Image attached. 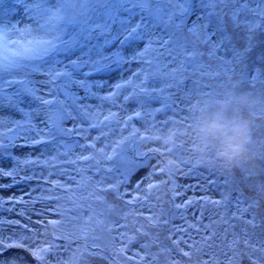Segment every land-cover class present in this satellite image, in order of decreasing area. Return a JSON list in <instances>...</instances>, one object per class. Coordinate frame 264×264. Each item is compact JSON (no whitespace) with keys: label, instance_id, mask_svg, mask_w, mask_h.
<instances>
[{"label":"rangeland","instance_id":"rangeland-1","mask_svg":"<svg viewBox=\"0 0 264 264\" xmlns=\"http://www.w3.org/2000/svg\"><path fill=\"white\" fill-rule=\"evenodd\" d=\"M230 7L232 6L224 8V11L227 12ZM251 7L256 5L253 4ZM217 11H220V7ZM194 20H196L195 15L188 19L189 27ZM9 21L19 24L22 29L31 23L25 19L23 12L17 9L8 12L4 22ZM223 22L233 36L237 49H244V32L234 29L227 16L224 17ZM208 30L212 31V28ZM261 31L264 33V30ZM259 33L260 30L253 36V47L246 55L245 64L237 70V74H233L229 69V63L224 64L225 70L221 67L222 60L226 58L224 52H218L214 57L215 60L220 58L219 61L216 60L218 65L213 60L212 65L196 59L193 64L186 63L185 53L198 52L199 47L208 46L201 43L198 35L189 33L187 29L174 31L172 42L167 47L156 45V51L150 54L167 65L163 69L165 73L174 72V75L150 81L149 87L155 86L159 89L167 86L163 93L165 99L162 102L147 100L141 96L140 104L134 101L125 104L123 95L130 91L125 88L121 96L116 98L117 105L107 102L103 104L100 119L108 115L109 110L116 114V118L106 122V126L89 128L87 121L66 120L63 122V127L66 129H73L74 124L80 126L78 129H73V134L70 136L57 137L56 141L39 143L35 146H21L23 144L21 140L16 142L15 147L5 149V152H10L13 157L20 160L31 157L47 161V164L42 163L38 166L24 164L19 166L21 170L16 180L19 181L21 176L33 177L31 179L13 183L12 177L0 176V185H4L0 187V200L6 201L0 208V221H3L0 223V237L4 242L23 244L22 247L7 249L3 253L5 259L14 260L17 264H41L34 260L30 253L37 248L51 246L42 264H154L152 256L146 252L142 236L136 233L145 226L146 219L151 222L164 221L168 224L165 228L172 236L170 239L177 248L179 246L182 249L181 251L186 254L184 257L189 258L190 264H228L234 250L228 252L227 247L238 243L232 234L238 222H240L238 229L244 233V243L246 244V240L250 238L255 249L247 245L248 248L259 250L261 258H264V250H260L261 243L257 240L264 234V165L239 172L231 171L237 184L223 197L229 200L227 213L222 215V224L215 226L212 235V220L216 219L213 214L215 210L201 213V204L204 199L211 200L217 203L219 208L223 201L220 196L222 187L214 186L211 174L199 168L204 160L193 154L191 141L186 136L191 115L201 106L199 93L202 92L206 100L211 88L213 97L211 98L209 94L210 99H207L209 100L207 104L232 95L264 97V80L251 81L242 76L245 73L250 76L254 74V70L264 74V34L256 36ZM185 37L193 46L183 39ZM12 38L21 39L22 42L29 39L27 35L23 37L13 35ZM216 38L213 36V40ZM144 46L141 42L135 47L143 49ZM208 49L204 48L209 53ZM206 57H209L208 54ZM194 65L204 67H197L194 72ZM141 68H147V65L133 62L131 65H125L122 73L114 72L108 76L94 78L107 81V85L99 90L102 94H107L114 90L109 87L110 85L116 84L121 79L133 78ZM198 73L211 85L208 90L196 88L191 83L190 79ZM233 76L239 77L238 86L233 83ZM35 78L43 79V77ZM80 94L83 95V92L81 91ZM90 103L97 105L100 102L92 100ZM169 109L172 112L166 114ZM0 119L4 120L0 125V137L3 138L4 143H7L8 137L12 135L9 131L12 128L11 121L20 119V115L4 107L0 109ZM40 119L38 117L35 123L43 127ZM84 129H88L86 135L83 134ZM78 132L80 134H77ZM101 132L104 135H101ZM28 135L35 136L36 133H28ZM58 143L61 145V153L56 148ZM64 144L70 146L66 155L63 154L66 151ZM101 149L103 152L100 151ZM105 154L112 156V159H106ZM14 166V160L7 157L0 162V167L5 170ZM98 167L102 170L99 171ZM162 185L168 190L171 201L168 209L164 208L158 213L157 209L152 210L151 204L152 200L156 201L154 190ZM105 187L112 188L113 193L125 200L130 212L143 217L137 219L128 215L127 225L120 223L118 216L121 212L116 208L118 203L114 202L115 206L111 209L110 206L107 210L106 207H101L106 210L104 215L99 213L105 220L104 225L97 221L94 211L102 202L93 201L91 197L98 196V189L106 190ZM252 187L255 188L254 192L253 189L249 190ZM10 197H23L25 202L9 203L7 201ZM60 198H63V202H71L78 206L73 210H77L80 219H87L91 224H100L99 232L93 236L96 242L93 248L77 246L78 251L81 252L80 257L83 256L78 261H75L76 254L73 248L75 245L71 242L55 245L49 233L52 231L45 230L47 224L58 219L53 202ZM91 205L96 207L90 208ZM151 212L155 214L152 216ZM220 213H223L222 209ZM10 221H19V223H9ZM131 228L136 229L127 230ZM247 229L259 233H255L257 236H249ZM215 233L218 239L214 242L220 244L221 249L219 254L211 248ZM78 237L79 234H74V238ZM98 241L103 244L101 253L95 249L98 247ZM193 247L197 249L196 252L190 251ZM199 248L200 252H198ZM240 248H244L243 243H240ZM249 255L243 259L242 264H264L260 259Z\"/></svg>","mask_w":264,"mask_h":264},{"label":"snow or ice","instance_id":"snow-or-ice-1","mask_svg":"<svg viewBox=\"0 0 264 264\" xmlns=\"http://www.w3.org/2000/svg\"><path fill=\"white\" fill-rule=\"evenodd\" d=\"M253 4L256 7H251ZM229 5L232 7L225 12L224 8ZM262 6L264 0H0V109L8 107L20 115V119L11 121L9 131L12 135L8 142L4 143L0 137V162L5 157L15 162L12 169L0 167V176L12 177L13 183L33 178L21 176L16 180L21 170L19 166H38L47 161L31 157L20 160L5 149L15 147L21 140V146H35L70 136L73 129L80 126L74 124L73 129H66L63 127L66 120L87 121L89 128L106 126L116 114L109 110L108 115L100 119L103 104L117 105L116 98L125 88L130 89L123 95L125 104L133 101L140 104L141 96L162 102L167 86L149 87L150 81L174 75V72L165 73L163 69L167 65L150 54L156 51V45L167 47L174 31L187 29L198 35L201 43L209 47V57L231 50L232 59L242 62L252 50L254 34L264 30ZM13 9L21 10L30 25L22 29L11 21L5 23L3 15ZM192 15L196 20L189 27L188 19ZM225 16L234 29L244 32V49H237L227 34L222 23ZM214 18L216 26H213ZM210 27L212 31L208 30ZM13 35H27L29 39L21 42V39L12 38ZM141 42L145 45L143 49L135 47ZM203 55L201 52L185 53V61L193 64ZM133 62L144 63L147 68H141L133 78L110 85L114 90L107 94L99 91L107 81L94 77L122 73L124 66ZM229 62L224 58V64ZM197 67L204 66L194 65V72ZM242 76L251 81L264 80V74L255 70L250 76L247 73ZM92 100L100 103L93 105ZM38 117L43 127L35 123ZM3 123L0 119V125ZM87 131L84 129L83 134ZM33 132L35 136L28 135ZM63 146L66 155L70 146ZM105 158L112 159V156L105 154ZM5 202L0 200V208ZM7 202L25 201L23 197H10ZM9 223L18 224L19 221ZM246 244L255 249L250 238ZM22 246V243L4 242L0 237V264H17L14 260H6L3 253ZM50 248H37L30 254L42 264ZM260 250H264V242Z\"/></svg>","mask_w":264,"mask_h":264},{"label":"trees","instance_id":"trees-1","mask_svg":"<svg viewBox=\"0 0 264 264\" xmlns=\"http://www.w3.org/2000/svg\"><path fill=\"white\" fill-rule=\"evenodd\" d=\"M216 19H213V26H216ZM223 23V27L225 28L227 34L231 37H233L227 30L226 28V23ZM264 34L263 31L260 30V33L257 34L256 36H260ZM187 37V36H186ZM185 38H183L186 42H188V40ZM178 41H180V39H177ZM232 42L235 45V47L237 48V44L234 42V39L232 38ZM189 45H192V42L189 41L188 42ZM208 49V47H202V48H198V52L204 53V55L202 57H197L196 60L202 63H207L209 65H212L215 61L217 63V65L219 64L216 60H220V58H217L216 60L214 59V57H211V59L209 57H206L208 54V51L206 52L205 50ZM239 49V48H238ZM209 50V49H208ZM205 51V52H204ZM225 57L230 61L229 62V69L231 70V72L234 74H237V70L239 68H241L244 64H245V59L242 62H238L232 59L233 57V52L231 50L224 52ZM209 56V55H208ZM213 60V61H212ZM223 61V65L221 66L223 68L224 66V60ZM256 64H257V60H256ZM224 69V68H223ZM225 70V69H224ZM234 70V71H232ZM199 72V71H198ZM208 77V76H207ZM233 83L235 82L236 85L238 86V80L239 77H235L233 76ZM238 79V80H237ZM191 83L196 86V88H204V89H209L211 85H209V83L207 81H205L202 78V75L200 73H198L195 77H193L192 79H190ZM234 83V84H235ZM210 93L207 94V99L209 98V94L211 96V98L213 97V93L211 88L209 89ZM212 93V94H211ZM200 94V104L205 105L207 104V102L209 100H205L203 98L202 92L199 93ZM205 100V102H204ZM167 112H172V110H167ZM169 121H171V119H169ZM57 150L60 151V153L62 152L61 149V145L58 143L57 144ZM201 170H203L206 173L211 174L212 178V182L214 184V186H216L217 188L222 187V190L220 192V196L223 199V197L225 196V194H228V192H230L232 190V188H234V185H236V180L235 178L231 175V171H224L222 169H220L216 163L214 162V160L211 158V156H209V158L207 160H204L203 165H201L199 167ZM98 170L101 171L102 168L98 167ZM104 171V169H103ZM255 185V184H254ZM238 186V185H237ZM256 186V185H255ZM162 187V189H161ZM157 187L154 190L153 195L156 196V201L152 200V204L153 205V211H155L154 209H157V212L159 213L160 210H163L164 208L168 207L170 200V196H168L169 192L168 190H166V187L164 188V185ZM106 190H104V188H100L98 196H92L91 199L93 201H98L101 200V205H99L97 207V210L94 211V213L97 215L96 219L97 221H100L101 224L104 225L105 220H103V217L101 215H99V213H102L103 215L106 214V210L107 208L110 209L112 207L115 206V204H113L114 202H117L118 204H116V208L118 209L119 212H121V215H119L118 217V221L121 223H123L124 225H127L128 223V215L134 216L133 218H141L143 217V215H137L134 214L132 212H130V210H128L127 205H126V201L123 200L119 195L113 193V189L110 187H105ZM248 189V186L246 188V190ZM253 189L250 188L249 190ZM255 188L253 189L254 192ZM244 191V190H243ZM96 194V193H95ZM113 204V205H112ZM228 204H229V200L224 198L222 203L220 204L219 208L217 207V203H214V201L211 200H206L204 199L202 201L201 204V213H207L209 211H214V215L216 216V219L212 220L213 221V226L211 227V234L213 235L214 233V229L215 226L222 224V215L227 213V208H228ZM76 206V207H74ZM73 207V208H72ZM78 206L76 204H73L71 202H63V198L57 199V201L53 202V208L57 211L56 214L58 216V219H56L53 223L51 224H47L45 226V230H51L52 232H49L52 236V241L53 243L56 245L57 243H62L64 242L65 244H68L71 242V244L75 245L73 246V248L75 249V254H76V258L75 261H78L79 259H82V257H80L81 253L80 251H78L77 246H92V248L95 246L96 242L95 239L93 240V236L95 235V233L99 232L100 229V224L99 225H95V224H91L87 219H80L77 216V210H73L75 208H77ZM91 207H96V206H90ZM101 207H106V210L104 211ZM168 209V208H167ZM219 209V212H218ZM223 210V213H220V210ZM85 212H87V209H85ZM155 213L151 212V215L153 216ZM132 218V219H133ZM146 219V224L145 226H143L141 228L140 231H136V233L140 234L144 240V246L147 249L146 252L147 254L152 256V260L154 261V264H190L189 258L184 257L186 254L181 251L182 249L176 247V245H174V241H172L170 239L171 234L168 232V229H166V225H168L167 223H164V221H159V222H151L150 220ZM148 223V224H147ZM150 223V224H149ZM240 222L237 223V225L234 227V229L232 230V234L236 237V239L238 240V243H235L233 246L227 247V251L229 252L230 250L234 252L232 253V258L230 259L228 264H242V261L244 258L249 257L251 255H253L254 257H256V259H260V261L264 262V258H261V254L259 253V250H252L249 249L247 244L244 243V233L238 229V224ZM136 229V228H135ZM134 228L131 229H127L128 231L130 230H134ZM249 236H257V234L255 233H259V232H253L250 231L249 229H247L246 231ZM253 233V234H250ZM74 234H79V237L76 239L74 238ZM143 234V235H142ZM262 241L264 240V234H262L261 236ZM257 238V240L259 241V243H261V239ZM74 238V239H71ZM216 239H218V235L217 233L214 234V236L212 237V246L211 248L215 251L216 254H219L221 251L220 249V244H217L216 242H214ZM69 240V241H68ZM220 240V239H219ZM240 240V241H239ZM68 241V242H67ZM93 241V243H92ZM222 241V240H220ZM177 243L180 245L179 241L177 240ZM240 243L244 244V248L241 249L240 248ZM103 244L100 243V241H98L97 246L95 247L96 251H99V253L102 252L101 246ZM94 249V250H95ZM237 250V251H236ZM191 252H196L197 249L195 247L191 248L190 250ZM201 249H198V252H200ZM98 253V255H99ZM235 253V254H234ZM101 256V255H99ZM209 256V255H208ZM245 256V257H244ZM200 257V256H199ZM263 257V256H262ZM93 258V257H92ZM192 258V257H190ZM130 259V258H129ZM132 260V259H130ZM198 260V259H197ZM253 263V262H252ZM110 264V263H107Z\"/></svg>","mask_w":264,"mask_h":264},{"label":"clouds","instance_id":"clouds-1","mask_svg":"<svg viewBox=\"0 0 264 264\" xmlns=\"http://www.w3.org/2000/svg\"><path fill=\"white\" fill-rule=\"evenodd\" d=\"M193 154L224 171L264 165V97L232 95L198 107L186 130Z\"/></svg>","mask_w":264,"mask_h":264},{"label":"bare ground","instance_id":"bare-ground-1","mask_svg":"<svg viewBox=\"0 0 264 264\" xmlns=\"http://www.w3.org/2000/svg\"><path fill=\"white\" fill-rule=\"evenodd\" d=\"M8 16V13L6 15H3V20H5V18ZM22 42V41H21ZM11 178V177H10Z\"/></svg>","mask_w":264,"mask_h":264}]
</instances>
